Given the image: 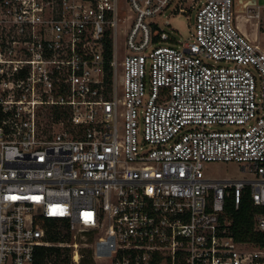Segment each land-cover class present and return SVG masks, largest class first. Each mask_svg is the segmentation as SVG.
Segmentation results:
<instances>
[{
  "label": "built area",
  "instance_id": "2783aa9c",
  "mask_svg": "<svg viewBox=\"0 0 264 264\" xmlns=\"http://www.w3.org/2000/svg\"><path fill=\"white\" fill-rule=\"evenodd\" d=\"M260 7L0 0V264H38L42 247L70 264L85 249L93 264H264L226 211L264 208V45L239 25ZM167 12L195 15L186 41ZM207 163L250 177L210 179Z\"/></svg>",
  "mask_w": 264,
  "mask_h": 264
},
{
  "label": "trees",
  "instance_id": "16d2710c",
  "mask_svg": "<svg viewBox=\"0 0 264 264\" xmlns=\"http://www.w3.org/2000/svg\"><path fill=\"white\" fill-rule=\"evenodd\" d=\"M110 44L107 43L106 53L109 55L111 52ZM58 118L62 115L60 112L55 114ZM226 211L230 214L233 220L232 232L234 237L238 241L242 242H252L255 244H264V233L254 231V217L261 212H264V208L254 206L252 202L245 198L238 210H235L233 205L229 202L226 205ZM55 224V223H51ZM51 241L60 242L65 241L61 237V232L56 231L55 236L50 238ZM59 248H47L42 247L38 252V264H70L68 251H64ZM67 254V255H66ZM85 257L82 264H93L90 249L84 250Z\"/></svg>",
  "mask_w": 264,
  "mask_h": 264
},
{
  "label": "rangeland",
  "instance_id": "374dc122",
  "mask_svg": "<svg viewBox=\"0 0 264 264\" xmlns=\"http://www.w3.org/2000/svg\"><path fill=\"white\" fill-rule=\"evenodd\" d=\"M261 18H253L249 21H245V16L239 20V25L246 32L253 34L252 38L258 37L261 43L264 45V7H260ZM245 13V12H244ZM175 14L172 15L169 12L163 17L164 22L170 24L171 27L179 31L177 36L181 42L187 40L189 36V24L194 27L195 15ZM167 29V28H166ZM52 107H46L43 109L41 128L45 131L53 132V124L51 123ZM58 131V129H56ZM204 175L210 179H244L249 178V173H244L241 167L235 163H207L204 167Z\"/></svg>",
  "mask_w": 264,
  "mask_h": 264
},
{
  "label": "crops",
  "instance_id": "0c3cea01",
  "mask_svg": "<svg viewBox=\"0 0 264 264\" xmlns=\"http://www.w3.org/2000/svg\"><path fill=\"white\" fill-rule=\"evenodd\" d=\"M242 30H243V32L247 33L252 38L253 34L246 32V30H244V29H242Z\"/></svg>",
  "mask_w": 264,
  "mask_h": 264
},
{
  "label": "bare ground",
  "instance_id": "6f19581e",
  "mask_svg": "<svg viewBox=\"0 0 264 264\" xmlns=\"http://www.w3.org/2000/svg\"><path fill=\"white\" fill-rule=\"evenodd\" d=\"M251 11H253V10H251Z\"/></svg>",
  "mask_w": 264,
  "mask_h": 264
}]
</instances>
